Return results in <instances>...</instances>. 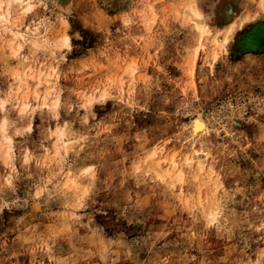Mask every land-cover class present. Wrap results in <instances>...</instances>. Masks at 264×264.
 <instances>
[{
    "label": "rangeland",
    "instance_id": "obj_1",
    "mask_svg": "<svg viewBox=\"0 0 264 264\" xmlns=\"http://www.w3.org/2000/svg\"><path fill=\"white\" fill-rule=\"evenodd\" d=\"M25 1L0 24V264H264V0Z\"/></svg>",
    "mask_w": 264,
    "mask_h": 264
},
{
    "label": "bare ground",
    "instance_id": "obj_2",
    "mask_svg": "<svg viewBox=\"0 0 264 264\" xmlns=\"http://www.w3.org/2000/svg\"><path fill=\"white\" fill-rule=\"evenodd\" d=\"M55 2H57L58 0H53ZM59 1H67V0H59ZM26 1L25 0H0V24L3 25V24H10L11 23V19L13 18V12L14 11H17L19 10V8L24 5ZM68 2V1H67ZM27 6H29V8L27 10L30 9V4L27 3ZM62 5V4H61ZM26 10V11H27ZM199 12V11H198ZM17 13V12H16ZM195 13V12H194ZM18 14V13H17ZM229 14H232V9H230L229 11ZM198 19L196 22H194L195 24V27L198 28V29H202L203 32H205L207 30V27H206V24H205V21L204 20H200L202 18V15L200 13H197L196 14ZM15 20V19H14ZM17 21V19H16ZM0 25V27H1ZM231 27V26H230ZM2 28V27H1ZM4 29V27H3ZM9 29V28H8ZM233 30V28H232ZM10 31V30H8ZM11 32L13 34L14 37H18V36H21L22 38H25L22 34H19L18 32H16L14 29H11ZM207 32V31H206ZM231 33V32H230ZM232 34V33H231ZM20 38V37H19ZM24 40V39H23ZM214 46L215 48L217 49L218 47L221 48L223 46H225L226 43L229 42V37H222V35L220 36H217L216 39H214ZM64 44L67 48L70 47V38L68 36L65 37L64 39ZM20 49V48H19ZM214 49V48H213ZM215 51V50H214ZM40 76V75H39ZM42 76V75H41ZM40 76V77H41ZM40 77L38 78L39 79V82H40ZM48 78V76H47ZM33 79V78H32ZM46 81V79H45ZM48 81H46V84H47ZM50 83V82H49ZM24 86H27L26 83H24ZM28 90V89H27ZM30 93V91H28L25 95H23L22 97V100H23V106H22V111L26 110V108L28 107V104H27V97H28V94ZM47 98L45 99V102L43 105H47V102H46ZM6 103V102H5ZM59 103V102H57ZM56 103V109L58 108V104ZM90 105H91V102H90ZM49 108V107H48ZM195 130L196 132H206V125L205 123L203 122H195ZM0 131L3 135H5L6 133V125H5V122H3V124L1 125L0 127ZM62 134V132L60 133V135ZM63 135V134H62ZM64 136H65V133H64ZM10 142V140H9ZM10 149V148H9ZM10 153V152H9ZM173 160V159H172ZM205 161L203 159H201V157H198L197 159V164L200 166V168L203 169L205 163ZM161 163V162H160ZM160 163L156 164L157 167H159ZM204 163V164H203ZM188 166L192 167L193 166V161L190 160V159H187V163H186ZM172 167L176 168V165H175V162L173 161L172 162ZM199 168V167H198ZM184 175V174H183ZM179 178L181 180L182 176L179 175Z\"/></svg>",
    "mask_w": 264,
    "mask_h": 264
}]
</instances>
